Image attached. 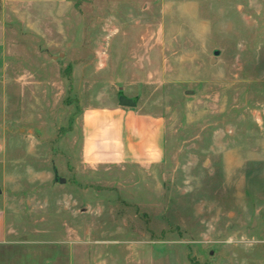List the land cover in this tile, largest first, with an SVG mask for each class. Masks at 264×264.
<instances>
[{
  "label": "rangeland",
  "instance_id": "rangeland-1",
  "mask_svg": "<svg viewBox=\"0 0 264 264\" xmlns=\"http://www.w3.org/2000/svg\"><path fill=\"white\" fill-rule=\"evenodd\" d=\"M121 96L162 164H83ZM0 212V264H264V0H0Z\"/></svg>",
  "mask_w": 264,
  "mask_h": 264
},
{
  "label": "crops",
  "instance_id": "crops-1",
  "mask_svg": "<svg viewBox=\"0 0 264 264\" xmlns=\"http://www.w3.org/2000/svg\"><path fill=\"white\" fill-rule=\"evenodd\" d=\"M31 10L35 5L68 8L70 0H3ZM82 162L86 167L154 166L166 155V121L139 108H86L81 116ZM7 238L6 221L0 212V248Z\"/></svg>",
  "mask_w": 264,
  "mask_h": 264
},
{
  "label": "water",
  "instance_id": "water-1",
  "mask_svg": "<svg viewBox=\"0 0 264 264\" xmlns=\"http://www.w3.org/2000/svg\"><path fill=\"white\" fill-rule=\"evenodd\" d=\"M219 54H220V52L218 50L214 51V57L211 60V63H214V60H216V56H218ZM119 105L122 107L135 108L136 102L132 99L121 96L119 98Z\"/></svg>",
  "mask_w": 264,
  "mask_h": 264
}]
</instances>
